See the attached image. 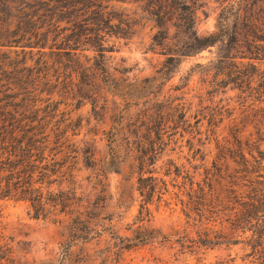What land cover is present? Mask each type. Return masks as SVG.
I'll return each instance as SVG.
<instances>
[{
    "label": "rangeland",
    "instance_id": "obj_1",
    "mask_svg": "<svg viewBox=\"0 0 264 264\" xmlns=\"http://www.w3.org/2000/svg\"><path fill=\"white\" fill-rule=\"evenodd\" d=\"M185 1L200 35L216 32L226 16L239 33L232 58L218 60L229 53L218 42L168 63L164 53L181 38L172 8L168 38L156 46L158 27L141 0H88L82 12L54 3L50 17L68 29L53 38L59 44L64 35L77 50L42 69L37 49L24 47L33 60L22 64L30 70H21L15 100L27 114H51L47 131L63 141L50 156L63 163L52 187L74 194L65 211L46 217L33 216L26 200L0 199V264H249L241 243H201L204 231L215 237L220 227L197 207L215 154L210 128L226 136L231 120L244 123L264 105L246 80L255 72L248 61L264 73V60L243 57L250 43L264 44V0ZM101 18L108 24L99 29ZM99 43L108 74L90 66Z\"/></svg>",
    "mask_w": 264,
    "mask_h": 264
},
{
    "label": "trees",
    "instance_id": "obj_2",
    "mask_svg": "<svg viewBox=\"0 0 264 264\" xmlns=\"http://www.w3.org/2000/svg\"><path fill=\"white\" fill-rule=\"evenodd\" d=\"M85 1L88 0H0V199L28 201L35 217L57 215L65 211L74 192L71 189L52 187L55 181L53 176L60 174L59 168L63 163L62 158L57 160L50 156L63 145V141L58 136L52 137L47 131L51 114L39 116L34 113V109H30L27 114L21 103L15 100L23 88L20 85L21 70H30L22 67V64L33 60V54L26 52L24 47H28L29 51L37 49L40 55L37 65L42 69L51 63V67L59 64V56L69 60L67 57L72 53L74 56L75 52L71 51L77 50V47L69 45L70 39L66 42L64 35L63 40L57 43L54 35L68 28L54 23L53 15L50 17L49 13L53 12L54 3H58L59 8L78 9L82 12V2ZM141 1L158 27L152 37V45L161 46L168 38L169 29L165 26L169 20L167 9L172 8L176 12L178 23L175 26L181 38L175 51L164 53L168 63L218 42L224 44L227 52L229 50V53L220 55L218 60L233 57L231 49L237 46L239 33L228 28L224 21L226 16L222 17L223 23H219L216 32L200 35L195 27V11L185 0ZM232 1L239 3V0ZM98 21L102 22L96 23L99 29L108 24L102 18ZM49 40L52 43L48 44ZM78 40L76 42L82 43ZM64 44L66 47H61ZM17 47H20V51L14 49ZM45 48L49 49L48 53L42 51ZM66 48L69 50H64ZM93 50L95 55L90 66L108 74L106 47L99 43L94 45ZM51 54L57 58L51 60ZM243 57L264 60V44L250 43ZM248 64L255 69L246 79L250 93L260 98L264 95V73L259 72L260 67L257 68L255 63L248 61ZM255 76L258 84L252 87L250 84ZM259 98L257 100L261 103ZM215 122L213 118L208 120L209 126ZM161 126H155L158 135L163 130ZM249 126L252 127L250 131ZM209 131L210 138L214 140L215 154L205 172L208 189L199 185L200 201L197 208L200 218L218 223L220 229L214 230L217 234L215 237H210L208 230L204 231L201 243L217 245L222 239H226L228 244L241 243L246 249L245 256L249 264H264V149L261 148L264 142V105L259 114L252 115L244 123L231 120L226 136H220L214 128ZM149 152L150 157L154 158L158 149L152 147ZM141 212L142 208L138 215L140 220Z\"/></svg>",
    "mask_w": 264,
    "mask_h": 264
}]
</instances>
